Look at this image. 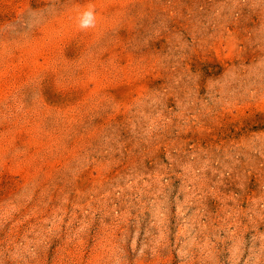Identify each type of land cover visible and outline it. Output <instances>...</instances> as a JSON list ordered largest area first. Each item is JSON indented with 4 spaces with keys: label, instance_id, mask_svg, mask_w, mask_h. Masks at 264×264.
<instances>
[{
    "label": "rangeland",
    "instance_id": "rangeland-1",
    "mask_svg": "<svg viewBox=\"0 0 264 264\" xmlns=\"http://www.w3.org/2000/svg\"><path fill=\"white\" fill-rule=\"evenodd\" d=\"M0 264H264V0H0Z\"/></svg>",
    "mask_w": 264,
    "mask_h": 264
},
{
    "label": "clouds",
    "instance_id": "clouds-1",
    "mask_svg": "<svg viewBox=\"0 0 264 264\" xmlns=\"http://www.w3.org/2000/svg\"><path fill=\"white\" fill-rule=\"evenodd\" d=\"M91 16H92V13L91 12H87L85 13V18L84 20L82 21V27H87L90 25L91 23Z\"/></svg>",
    "mask_w": 264,
    "mask_h": 264
}]
</instances>
